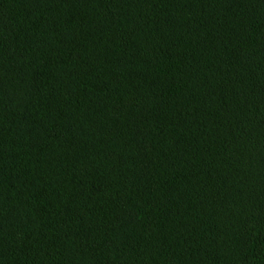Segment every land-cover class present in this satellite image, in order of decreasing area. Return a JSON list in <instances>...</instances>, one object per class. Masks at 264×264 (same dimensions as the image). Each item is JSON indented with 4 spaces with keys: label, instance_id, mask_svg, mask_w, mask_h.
<instances>
[{
    "label": "trees",
    "instance_id": "1",
    "mask_svg": "<svg viewBox=\"0 0 264 264\" xmlns=\"http://www.w3.org/2000/svg\"><path fill=\"white\" fill-rule=\"evenodd\" d=\"M0 264H264V0H0Z\"/></svg>",
    "mask_w": 264,
    "mask_h": 264
}]
</instances>
